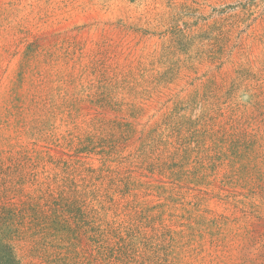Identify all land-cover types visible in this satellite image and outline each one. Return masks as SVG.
<instances>
[{"label": "rangeland", "instance_id": "rangeland-1", "mask_svg": "<svg viewBox=\"0 0 264 264\" xmlns=\"http://www.w3.org/2000/svg\"><path fill=\"white\" fill-rule=\"evenodd\" d=\"M264 264V0H0V264Z\"/></svg>", "mask_w": 264, "mask_h": 264}, {"label": "trees", "instance_id": "trees-1", "mask_svg": "<svg viewBox=\"0 0 264 264\" xmlns=\"http://www.w3.org/2000/svg\"><path fill=\"white\" fill-rule=\"evenodd\" d=\"M4 264H6V263H4Z\"/></svg>", "mask_w": 264, "mask_h": 264}]
</instances>
